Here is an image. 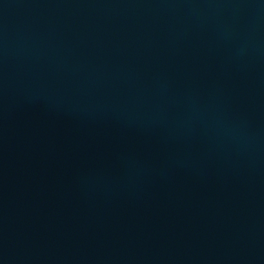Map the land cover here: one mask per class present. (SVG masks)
<instances>
[{"label":"water","instance_id":"1","mask_svg":"<svg viewBox=\"0 0 264 264\" xmlns=\"http://www.w3.org/2000/svg\"><path fill=\"white\" fill-rule=\"evenodd\" d=\"M0 264H264V2L0 0Z\"/></svg>","mask_w":264,"mask_h":264},{"label":"built area","instance_id":"2","mask_svg":"<svg viewBox=\"0 0 264 264\" xmlns=\"http://www.w3.org/2000/svg\"><path fill=\"white\" fill-rule=\"evenodd\" d=\"M261 1H263V0H261ZM264 2V1H263Z\"/></svg>","mask_w":264,"mask_h":264},{"label":"bare ground","instance_id":"3","mask_svg":"<svg viewBox=\"0 0 264 264\" xmlns=\"http://www.w3.org/2000/svg\"><path fill=\"white\" fill-rule=\"evenodd\" d=\"M264 1V0H263Z\"/></svg>","mask_w":264,"mask_h":264}]
</instances>
